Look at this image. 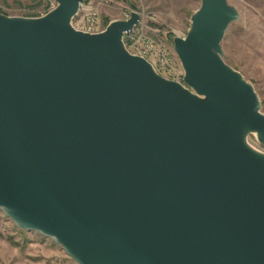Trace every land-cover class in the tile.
I'll use <instances>...</instances> for the list:
<instances>
[{"label":"water","instance_id":"water-1","mask_svg":"<svg viewBox=\"0 0 264 264\" xmlns=\"http://www.w3.org/2000/svg\"><path fill=\"white\" fill-rule=\"evenodd\" d=\"M85 0L0 14V211L76 264H264V115L223 60L238 19L201 0L173 39L183 85L130 54L131 12L73 28Z\"/></svg>","mask_w":264,"mask_h":264},{"label":"rangeland","instance_id":"rangeland-1","mask_svg":"<svg viewBox=\"0 0 264 264\" xmlns=\"http://www.w3.org/2000/svg\"><path fill=\"white\" fill-rule=\"evenodd\" d=\"M201 0H85L72 20L74 29L99 33L113 21L125 20L131 12L139 24L131 39H125L130 53L140 52L156 69L164 66L157 56L181 71L173 39L183 38L190 18ZM238 13L221 43L223 60L241 74L256 92L264 115V0H227ZM56 7L54 0H0V14L6 17L37 18ZM254 150L264 154L255 135L247 137ZM0 264H76L51 239L19 229L0 211Z\"/></svg>","mask_w":264,"mask_h":264},{"label":"built area","instance_id":"built-area-1","mask_svg":"<svg viewBox=\"0 0 264 264\" xmlns=\"http://www.w3.org/2000/svg\"><path fill=\"white\" fill-rule=\"evenodd\" d=\"M81 7H83V3L80 5V7H79V10H80V8ZM79 12V11H78ZM136 27H134L133 28V30H132V32L131 33H129V34H124L123 35V37H122V41H123V44H124V46H125V39L127 38V39H131V37H132V35L134 34V29H135ZM83 32V31H82ZM102 32V31H101ZM86 33H88V32H86ZM89 33H91V32H89ZM95 33H97V32H95ZM94 32L93 33H91V34H95ZM100 33V32H99ZM125 48H126V46H125ZM127 50V49H126ZM128 51V50H127ZM129 53H130V51H128ZM130 54H132V55H134V56H138V57H141V58H143V59H145L151 66H152V68H153V70L155 71V73L156 74H158L159 76H161L162 78H164V79H166V80H169V81H173V82H176V83H179V84H181V85H183L184 86V84H183V71H182V69H181V71H179L175 66H173L172 64H170V63H168L167 61H165L164 60V57H163V54H160V55H158L157 56V60L159 61V62H164V66L163 67H161L160 69H156V67L154 66V64H155V62L153 63V65H152V63L151 62H149L147 59H146V56L144 55V54H142V53H140V52H137V54L136 53H130Z\"/></svg>","mask_w":264,"mask_h":264}]
</instances>
